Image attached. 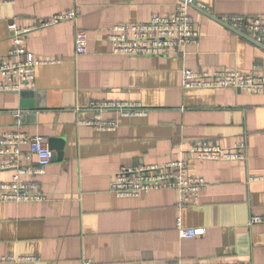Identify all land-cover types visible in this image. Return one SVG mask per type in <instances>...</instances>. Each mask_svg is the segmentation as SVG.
<instances>
[{
  "label": "crops",
  "instance_id": "obj_1",
  "mask_svg": "<svg viewBox=\"0 0 264 264\" xmlns=\"http://www.w3.org/2000/svg\"><path fill=\"white\" fill-rule=\"evenodd\" d=\"M179 0H7L0 4V61L12 46L8 25L31 27L74 9L77 25L59 23L26 34L36 59L61 62L37 66L35 94L0 93V134L24 132L62 140L54 158L35 178L40 202H0V264H264V95L226 89H182L181 71H240L264 75V49L192 8L199 31L184 57H126L107 42L116 24L171 15ZM215 17L261 16L264 0H196ZM75 29L87 33L88 52L76 56ZM31 101L33 109H21ZM139 102L144 117L102 118L118 124L96 131L92 102ZM26 117L19 122L14 113ZM243 141V161H205L188 155L196 142L231 148ZM61 142H59L60 144ZM24 153L26 148H22ZM186 160L187 173L206 186L193 207L176 208L174 190H152L140 198H117L109 190L123 165H163ZM34 162L30 157L29 163ZM12 171L0 172V183ZM259 178L250 180V178ZM184 227H202V237L181 239ZM7 256L35 257L5 262Z\"/></svg>",
  "mask_w": 264,
  "mask_h": 264
},
{
  "label": "built area",
  "instance_id": "obj_2",
  "mask_svg": "<svg viewBox=\"0 0 264 264\" xmlns=\"http://www.w3.org/2000/svg\"><path fill=\"white\" fill-rule=\"evenodd\" d=\"M7 0H0V4ZM192 8L210 13L208 7L196 0H179L171 15H152L147 21L114 25L106 39L111 53L126 57L174 58L184 57L186 47L195 44L199 39V31ZM78 13L71 9L56 13L31 27H18L14 22L8 25L12 46L0 61V93L19 94L22 91L35 90V70L44 64L60 63L58 59H36L25 46V36L35 29H41L71 22L77 25ZM217 22L257 45L264 47V21L261 16H227L216 17ZM74 51L76 56L88 52L87 33L75 29ZM240 71H181V88L186 89H234L248 94L264 95V75ZM89 109L93 117L81 121L80 124L96 131H114L118 124L113 120L102 118L105 111H116L121 117H144L148 109L139 102L100 101L92 102ZM19 120L23 113L15 112ZM22 148H26L24 153ZM246 145L243 141L235 143L231 148H224L215 143L196 142L190 146L188 155L193 159L205 161H243L246 159ZM30 157L34 162L29 163ZM52 161V153L47 140L41 135H30L24 132L0 134V172L12 171L11 178L0 183V202H40L45 197L35 180H22V177L35 178L44 173V169ZM259 178H250L257 180ZM206 186L202 177L187 173L186 160H172L163 165H123L114 175L109 190L117 198H140L147 191L174 190L177 194L176 208L193 207L198 202L201 190ZM247 224H264V214L251 215ZM181 239L202 237V227H184L181 218L175 225ZM5 262L33 261L35 257L7 256ZM82 264H97L83 259ZM127 264V263H124ZM136 264V263H130ZM183 264V263H176ZM207 264V263H197ZM248 264V263H221Z\"/></svg>",
  "mask_w": 264,
  "mask_h": 264
},
{
  "label": "water",
  "instance_id": "obj_3",
  "mask_svg": "<svg viewBox=\"0 0 264 264\" xmlns=\"http://www.w3.org/2000/svg\"><path fill=\"white\" fill-rule=\"evenodd\" d=\"M201 13H203V14H205V15H207V16H209L210 18H212V19H214L215 21H217V18L215 17V16H213V15H211V14H209V13H206V12H204V11H201V10H199ZM249 40V39H248ZM250 41V40H249ZM252 42V41H251ZM253 43V42H252ZM255 44V43H254ZM257 45V44H256ZM258 46H260V47H262L263 49H264V47L263 46H261V45H258ZM35 94V91L33 90H30V91H22L21 93H19V95L22 97V99L23 98H25V97H28V96H31V95H34ZM24 102L23 103H20V108L21 109H33L34 107H35V105H32V102L31 101H29V102H27V101H25V100H23ZM26 117V115H25V113L22 115V117L18 120L19 122H21L24 118ZM59 142H61L60 144H59ZM62 140H59V139H55V138H51V139H49L48 140V146H49V148H50V150H52V149H54L53 147H54V144H57V146L61 149V146H62ZM54 158L52 157V160H53Z\"/></svg>",
  "mask_w": 264,
  "mask_h": 264
}]
</instances>
